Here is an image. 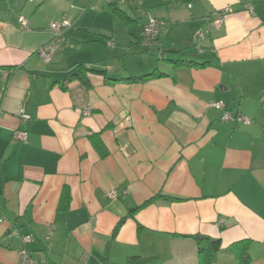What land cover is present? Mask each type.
Here are the masks:
<instances>
[{
  "label": "crops",
  "instance_id": "1",
  "mask_svg": "<svg viewBox=\"0 0 264 264\" xmlns=\"http://www.w3.org/2000/svg\"><path fill=\"white\" fill-rule=\"evenodd\" d=\"M26 235L44 264H264V0H0V264Z\"/></svg>",
  "mask_w": 264,
  "mask_h": 264
},
{
  "label": "built area",
  "instance_id": "2",
  "mask_svg": "<svg viewBox=\"0 0 264 264\" xmlns=\"http://www.w3.org/2000/svg\"><path fill=\"white\" fill-rule=\"evenodd\" d=\"M232 9L227 7L224 10L218 12L215 14V18L213 20V23L221 27L225 24L227 17L232 13ZM21 23L25 26V28H28V24L25 20H21ZM164 25V21L154 18V17H148L147 23L144 26V34H143V47L146 49H152L159 47L158 44V33L160 27ZM71 27L70 22L63 21V22H57L53 23L51 28L54 32V35L56 38H59L65 31H67ZM54 50L47 48L43 49L40 53L42 57L44 58L45 63H50L52 60V54ZM212 107H214L217 110H220L222 112L221 120L224 123H236V124H243L245 126H251L252 121L240 114L234 115L228 108L227 104L225 102H216L212 104ZM92 113L91 108H87L84 111V116H89ZM31 117L28 114L23 113L21 116L22 123L29 122ZM29 134L26 130H17L13 135L14 141H19L23 143H27ZM110 199H116L115 192H111L109 194ZM32 235H26L21 238L22 240V246L23 248L20 251V259L18 264H44L42 263L38 258H36L31 251L27 249V245L30 244L33 241Z\"/></svg>",
  "mask_w": 264,
  "mask_h": 264
},
{
  "label": "trees",
  "instance_id": "3",
  "mask_svg": "<svg viewBox=\"0 0 264 264\" xmlns=\"http://www.w3.org/2000/svg\"><path fill=\"white\" fill-rule=\"evenodd\" d=\"M158 39V44H159V37L157 36ZM160 45V44H159ZM177 65H183V66H193L194 64L191 62H180V63H176ZM198 66V65H197ZM85 69L80 70V73H77L75 75V77H77L78 79L85 81ZM93 71V70H90ZM166 75L163 73H154L152 75H148L142 78L143 81H145L146 79H148L149 77H165ZM121 225V224H120ZM119 225V226H120ZM211 241V246L210 247H201L200 248V264H211L212 260H213V256L220 250V243L216 242L213 243V240ZM247 255H241L240 259L242 263L247 262L248 258L246 257Z\"/></svg>",
  "mask_w": 264,
  "mask_h": 264
}]
</instances>
